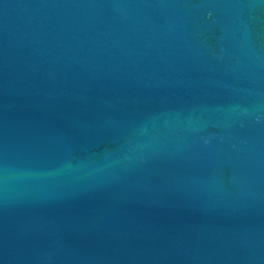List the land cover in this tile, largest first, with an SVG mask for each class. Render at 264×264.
Here are the masks:
<instances>
[{"label": "water", "instance_id": "95a60500", "mask_svg": "<svg viewBox=\"0 0 264 264\" xmlns=\"http://www.w3.org/2000/svg\"><path fill=\"white\" fill-rule=\"evenodd\" d=\"M0 264H264V0H0Z\"/></svg>", "mask_w": 264, "mask_h": 264}]
</instances>
